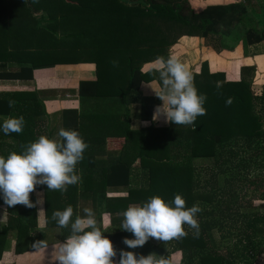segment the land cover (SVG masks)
<instances>
[{
    "label": "trees",
    "instance_id": "16d2710c",
    "mask_svg": "<svg viewBox=\"0 0 264 264\" xmlns=\"http://www.w3.org/2000/svg\"><path fill=\"white\" fill-rule=\"evenodd\" d=\"M4 1L7 0H0V6L5 7ZM19 1L23 2V0H15L14 3H19ZM89 1L91 2L90 9L100 11L97 16L84 18L88 23L86 25L91 28L88 35L96 38L98 44V48H95L97 58L99 60L101 58L109 60L110 58L112 62L117 61V64L124 65V72L129 73L127 90L120 93V97L126 105L140 102L139 87L143 81L155 80L160 86L159 73L156 70L142 73L140 70L142 63L158 57L166 59L168 48L182 36L199 37L206 42L211 40V43L207 42V46L217 53L228 50L222 43L223 39L230 36L238 26L244 23L247 14L245 0L229 4L207 5L198 12L192 9L187 0H169L166 3H162L160 0ZM89 1L86 0V2ZM9 3H12L11 0ZM85 6L86 4L83 5V7ZM9 7L11 8V6ZM81 20L83 19L81 18ZM244 40L243 49L245 50L247 45L264 44V33L248 29L245 32ZM35 55L45 56L30 48H15L5 55L0 53V61L13 60L20 63H31V67L22 66L15 72L5 69L0 71V80H32L38 76L51 75L53 67L47 66L54 65V63L47 64L44 61L34 63ZM35 67L42 68L35 69ZM239 74L238 81H227L225 73L210 72L207 63H202L200 72L194 74V84L198 93L207 97L204 104L206 115L198 116L194 126L170 124L164 129L149 128L146 131V135L148 137L151 135L155 143L152 146H147V152L150 153L147 156H145V148L142 146L138 158L140 164L147 168L148 189H131L127 198L123 199L125 205L131 201L140 202V198L147 193L149 199L158 195L165 202L171 204L175 196L179 194L185 199L186 208L199 205L202 209L196 217L199 224L198 230L187 232L188 226L185 225L187 235L173 239L175 245L171 250L166 249L163 241L153 244L149 240L142 247L131 249L123 243V240L124 238L134 239L132 233L125 230L118 233H103L112 241L117 251L116 257L113 258L116 264H119L120 251L125 248L134 252L137 257L146 253L162 254L161 256L169 260L170 264H240L246 258L255 255L256 252L264 253V239L259 252L252 247L255 232L264 235V214L259 215L256 221L253 220L254 222L245 224L243 237L235 243L233 250H228V256L220 255L214 249L215 245L213 244H216L217 236L213 234L210 237L209 232L213 231V227L216 226L217 230L222 233L228 222L225 219V222L209 220L214 213L207 210L208 206L204 205L213 201V196L207 189L204 192H199L197 189L200 188V185L194 180L193 162L197 159L200 161L214 160V163L221 168L220 173L224 174L231 159L238 157L240 153V149H234L231 147L232 145H240L244 150H252L248 157L249 160L244 162V166L241 164V168L250 166L249 162L259 155L258 151L264 146V126L261 112L257 111V104L264 100V89L260 95L254 94L251 90V82L255 74L254 66L240 67ZM217 82H220L222 87L217 88ZM83 84L86 83H81L80 90H82ZM91 84L95 87L92 95H95L97 83L92 82ZM228 98L233 100L231 105L226 104ZM9 100L16 102L13 107H9ZM150 111L151 106H142V114L147 112L145 118L148 117ZM0 116L6 118L23 116L26 122L21 133L6 135L2 131L3 121H0V156L7 158L11 152L20 153L24 150L22 146L35 142L42 135L47 136L45 135L47 133L45 130L47 117L34 91L12 92L7 96L0 97ZM194 127L195 130H193ZM128 131L129 129H127ZM47 137L50 138L51 135ZM126 139H128L127 135L124 136V141ZM259 146L261 147L259 148ZM5 148L8 150H4ZM129 176L130 167L117 160L112 164L109 174L104 177L103 181L108 187H125L130 185ZM250 185L255 194H257L258 188L263 186L261 180L252 181ZM203 187L207 188L206 185ZM36 188L43 190L46 198L53 192L46 189L44 185H37ZM235 198L237 199V193L229 192L226 198L228 203L224 204L226 201L222 203L225 205V209L217 213L228 217L226 218L228 220L235 215L237 218H243L244 215H239L231 209V204L236 201ZM30 200L35 204L32 197ZM61 204L69 205V200L62 198ZM0 205L6 206L10 217L8 224L0 230V257L5 237L10 229L16 231L18 243L22 241L24 245L23 248L16 244L17 252L27 249V241L30 239L43 236V233L36 229L35 207L29 208L21 204L9 207L4 203L2 194H0ZM60 209H62L61 206L56 211ZM226 229L230 230L229 225ZM61 232H63L61 241H64L70 235V228H61ZM217 235H219L218 232ZM25 237L24 242L21 239Z\"/></svg>",
    "mask_w": 264,
    "mask_h": 264
},
{
    "label": "crops",
    "instance_id": "0c3cea01",
    "mask_svg": "<svg viewBox=\"0 0 264 264\" xmlns=\"http://www.w3.org/2000/svg\"><path fill=\"white\" fill-rule=\"evenodd\" d=\"M59 1L37 0L33 3V0H31V5L27 8L29 16L35 20L37 17L43 16V24L41 26L33 24L28 26V30L27 28L19 30L18 27L14 29V33L25 31V33L31 34L28 42L23 40L27 37L26 35L16 37L22 38L21 42L24 43L26 48L31 47L30 49L37 50V52L45 55H35L36 60L34 63L42 61L47 64L54 63V65L47 66L53 67L51 75L38 76L32 80L0 81L30 84L33 87V91L36 92L42 110L47 117L45 128L47 133L45 135L60 139L58 132L61 128L76 130L84 141L89 144V148L84 152V159L76 166L77 173L82 177V182L78 185L68 186L67 191L63 193L53 191L48 198H46L43 190L36 188L31 193L35 198L36 229L43 233V236L30 239L27 241V249L17 252L16 244L23 248L24 245L22 241L18 243L16 231L10 229L5 237L0 264H57L58 246L63 241H61V228L56 221L52 220V213L60 206L62 207L60 211H63L71 205L74 212L81 216L84 215V208H91L95 213L98 226L105 231L104 233H118L121 231L122 213L131 204L142 205L145 203L140 200V202L131 201L125 205L123 199L127 198L131 189L140 188L134 187L132 181L140 163L138 153L144 146L145 156L150 155L147 152V146H152L155 143L151 135L149 137L146 135V131L149 128L164 129L170 125V123L165 122L163 116L157 121L152 119L156 106L162 104V101L152 90L159 87L155 80L141 83L139 87L141 100L139 103L129 105L123 103L120 93L127 90L129 73L124 72V65L122 64L114 66L110 58L109 60H106V58L99 60L97 58L95 48H98V44L96 38L94 39V37L88 35L91 28L86 25L87 22L84 20L88 16L99 15L100 11L90 9L91 2L89 0H87L89 2H86V0H65L64 4H58ZM85 4L86 6L83 7ZM67 19H70V23L65 25ZM182 37L168 48L167 54L169 56L170 53H174L173 48L181 47L180 42H183L184 39L191 41L190 44L194 46L197 45L194 49L197 54L192 58L195 61L194 64H191L192 69L186 63L193 74L200 72L201 64L204 62L210 67V72H219L220 68H217L219 67L218 59L224 54H231L225 50L222 51L223 54H219L203 44L200 46L203 39L199 37ZM14 46L15 48H25L21 46V43L17 45L14 43ZM86 49L88 54L91 55H81ZM181 54L178 53L179 59L183 56ZM155 61L156 59H152L142 63L140 65L141 72L146 73L155 70ZM10 64H19L18 68L15 66L12 70L5 68L10 72H15L22 66L31 67V63L13 61L5 63L8 67ZM244 65L249 66L247 64L242 66ZM39 68L42 67H35V69ZM223 73L226 74V72ZM83 82L86 84H83V88L80 90ZM92 82L97 83L95 95H92V91L95 89L94 85L91 84ZM19 89L0 94L2 95L0 97L7 96L12 92H30ZM142 106H151V111L146 118L147 112L142 114ZM0 118L6 117L0 116ZM144 122H148L147 125ZM127 129H129L128 132ZM125 135L128 136L126 141H124ZM117 160L130 167L129 186L108 187L104 184V177L109 174L110 167ZM139 168L144 169L141 165ZM44 187L48 189L46 185ZM41 197L43 203H36ZM62 198L69 200V205H60ZM81 205L82 211L79 212L78 209ZM9 219L6 206L0 205V230L8 224ZM194 230L197 229H189V231ZM21 240L25 242L26 237ZM38 240H46L49 247L46 250L33 248L32 244ZM149 241L158 244L162 240L149 238ZM123 250L129 251L127 248ZM147 255L149 254L146 253L144 256Z\"/></svg>",
    "mask_w": 264,
    "mask_h": 264
},
{
    "label": "clouds",
    "instance_id": "9594fccd",
    "mask_svg": "<svg viewBox=\"0 0 264 264\" xmlns=\"http://www.w3.org/2000/svg\"><path fill=\"white\" fill-rule=\"evenodd\" d=\"M37 0H33V3ZM113 61V65H117ZM155 70L159 73L160 86L152 89L162 101L157 105L153 121L161 116L166 123L175 125H195L198 116L206 115L204 107L207 97L199 94L194 84V75L189 68L175 55L166 59L158 57ZM217 88L222 87L217 82ZM228 98L227 105H231ZM9 100V107L15 105ZM25 119L20 117L4 118V134L21 133ZM147 125L148 122H144ZM195 130V127L194 129ZM58 137L40 136L35 142L22 146V152H11L7 158L0 156V194L9 207L17 204L35 207L30 200L37 185H46L48 190L66 192L68 186L78 185L82 177L77 173V164L84 159V152L89 148L80 133L76 130L61 128ZM39 195V194H38ZM43 203L41 197L36 201ZM186 201L176 195L171 204L160 196H153L147 202L131 204L122 213L121 229L132 233L134 239L124 238L123 243L131 249L142 247L149 238L170 241L187 235L185 225L192 229L199 228L197 214L202 211L199 205L186 208ZM84 215L75 214L71 205L63 211L52 213V220L60 228H70V235L58 246L57 264H116L117 255L112 241L103 235L105 231L98 226L95 213L91 208L83 209ZM37 250H46V240L32 244ZM119 264H170L169 260L155 253L147 256L137 255L132 251L121 250Z\"/></svg>",
    "mask_w": 264,
    "mask_h": 264
},
{
    "label": "rangeland",
    "instance_id": "374dc122",
    "mask_svg": "<svg viewBox=\"0 0 264 264\" xmlns=\"http://www.w3.org/2000/svg\"><path fill=\"white\" fill-rule=\"evenodd\" d=\"M9 1L10 0L4 1L5 7L0 6L1 7L0 10L2 9L0 12V53H3L4 55L6 53H10L13 50H15L14 43L16 45L18 43H21V46L25 47L24 43L21 42L22 38L16 36L26 35L27 37L23 38V40H25L26 42L29 41L28 38L30 37L31 34L25 33V31L14 33V29L16 27H18L19 30L21 28H27L28 30V26H31L33 24H38L41 26L44 22L43 16L37 17L36 19L37 21L29 16L27 8L31 5L30 3L31 0H23V2L21 3L20 1L19 3H14L15 0H11L12 3H9ZM160 1L162 3L169 2V0H160ZM187 1L189 2V5L192 7V9L195 12H198L207 5L229 4L232 2H237L239 0H187ZM245 1L247 4V14L245 16L244 23L241 26H238L231 33L230 36L223 39L222 43L228 48V50L225 51L231 54L222 55V57L218 59L219 67L217 68H220L219 72H226L227 75L225 74L226 75L225 79L227 81H238L240 78L239 68L243 64L254 66L255 74L251 82V90L254 94L260 95L262 94L264 89V44L256 43L253 45H247V48L245 50L243 49V43H245L244 35L248 29H254L258 32L264 33V0H245ZM61 3L64 4L65 0H60L58 4ZM9 6H11V8ZM69 23H70V19H67L65 25ZM185 37L187 38V36ZM207 42L211 43L212 41L209 40ZM207 42L203 40V43H200V46H202L203 44L205 47H208ZM180 43H181V47L173 48L174 53H170V55H175L178 57V53H182L181 55L183 56L180 58L181 62H183L184 64L188 63L192 69L193 66L191 64L195 63V61L192 60V58H194V56H196L197 54V52L194 51L197 45L194 46L193 44H190L191 41H188L187 39H184L183 42L181 41ZM87 51H88L87 49L84 50V53H82L81 55H86V54L91 55L88 54ZM221 53L222 52H220L219 54ZM3 62L7 63V62H11V60L0 61V64H4V65H0V71L4 70L5 68H7L8 70H12L14 69L15 66L17 68L19 67V64H15V65L10 64L8 67ZM13 62H17V61H13ZM207 67L208 70H210V67L208 65ZM225 69L227 70L224 71ZM19 88L30 92L33 91V87L30 86V84L24 85L23 83L0 81V94L17 89L20 90ZM257 111L261 112V118H262L261 120L263 121L262 123L264 126V100L257 104ZM3 120L4 118H0V121ZM231 147H233L234 149L239 148L240 153L238 157L231 159L228 167H226L227 171L224 174L220 173L221 168L214 163V160L208 159V160L200 161L197 159L196 161L193 162L194 165L193 167L195 168L194 180H196V182L200 185V188H198L197 190L199 192H204L205 189H207L211 192V195L213 196V201H210L208 204L204 205V206H208L207 210H211V212L214 213L211 219L209 218V220L212 221L218 220L223 222H225L226 220L228 222L226 227H228V225L230 227V230L228 231L227 229L225 230L226 228L225 227L222 233H220L217 230V227L215 226L213 227V231L209 232L210 237L213 234L217 236L215 238L217 239L216 240L217 242L216 244H213L215 245L214 249L217 250V252L223 256L225 255L228 256L229 255L228 250L230 251L231 249L233 250L235 243L239 242L238 240L243 237L246 228L245 224H248V222H251L253 220L256 221L259 215L264 214V146H262V149L258 151L260 152L259 155L249 162L251 165L245 168L244 167L241 168V164L244 166V162L249 160L248 157H250V152L252 150L251 151L249 149L244 150L240 145L238 146L232 145ZM260 147L261 146H259V148ZM4 150L7 151L8 149L5 148ZM140 165L141 164L139 163L137 166V170L139 171L136 170L135 176L132 179L133 186L137 188L140 187L139 190H147L148 189L147 168L145 167L144 169L139 168ZM260 180L263 186L258 188L257 194H255L254 193L255 191L253 190V187L250 185V183L252 181H260ZM204 185H206L207 188H204L203 187ZM232 191L237 193V199L235 198L236 201H234L233 204H231L232 205L231 209L233 212H236L239 215H244V217L237 218L235 215L234 217L229 218L228 220L226 219L228 217L222 216L217 212L225 209V205H222V203L226 201L229 192ZM30 197H32L35 200L32 194H30ZM140 200H142L143 202L148 201L149 200L148 194L145 193V196L141 197ZM227 203H228V199L224 204ZM78 211L79 212L82 211V205L78 209ZM75 214L76 213L74 212V215ZM187 228L186 231L189 232L190 228L188 229ZM216 231L219 233V235H217ZM63 232L61 233L62 235ZM263 239H264V235L257 234L255 232L252 240V247L255 249V251L259 252V249L262 248L261 243L263 242ZM174 243L175 242L173 239L170 241H166L165 242L166 249L171 250L173 248V245H175ZM156 255L157 258H159L162 254L161 255L156 254ZM240 264H264V253L256 252L255 255L246 258L243 262H240Z\"/></svg>",
    "mask_w": 264,
    "mask_h": 264
}]
</instances>
